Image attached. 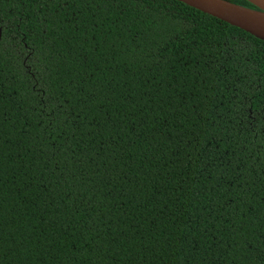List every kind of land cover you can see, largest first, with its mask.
<instances>
[{"label": "trees", "instance_id": "16d2710c", "mask_svg": "<svg viewBox=\"0 0 264 264\" xmlns=\"http://www.w3.org/2000/svg\"><path fill=\"white\" fill-rule=\"evenodd\" d=\"M0 26V264H264L262 39L179 0H0ZM34 61L75 109L54 133Z\"/></svg>", "mask_w": 264, "mask_h": 264}, {"label": "snow or ice", "instance_id": "6c2138e0", "mask_svg": "<svg viewBox=\"0 0 264 264\" xmlns=\"http://www.w3.org/2000/svg\"><path fill=\"white\" fill-rule=\"evenodd\" d=\"M65 3L68 0H64ZM3 39L0 40V45H2ZM20 56H24V50L19 51ZM25 60L23 63H26ZM22 63V66H23ZM38 64L37 76L38 79L35 81H26V83H31L33 89H35L32 100L34 101L37 110L39 111V120L41 123L46 121L45 130H50L51 132H56L58 129H63L70 121H74L72 113L75 111L73 107L65 106L63 100L56 94L53 84L51 83V73L50 67L40 64L39 61H34ZM2 84V81H0ZM247 92L239 91L236 95L235 108L236 112L233 117V124L237 130V137L239 133L245 129L247 121ZM81 103H86V101H81ZM259 119L264 120V113H261ZM75 126V125H73ZM231 129H226L230 131ZM210 139L215 140V135Z\"/></svg>", "mask_w": 264, "mask_h": 264}, {"label": "water", "instance_id": "95a60500", "mask_svg": "<svg viewBox=\"0 0 264 264\" xmlns=\"http://www.w3.org/2000/svg\"><path fill=\"white\" fill-rule=\"evenodd\" d=\"M192 7L218 17L232 25L238 26L264 41V21L260 17L247 18L240 9H248L252 12L264 13V0H247L256 8L239 4L230 0H179ZM3 35V27L0 26V39Z\"/></svg>", "mask_w": 264, "mask_h": 264}, {"label": "bare ground", "instance_id": "6f19581e", "mask_svg": "<svg viewBox=\"0 0 264 264\" xmlns=\"http://www.w3.org/2000/svg\"><path fill=\"white\" fill-rule=\"evenodd\" d=\"M240 12L247 18L260 17L264 21V13L252 12L248 9H240Z\"/></svg>", "mask_w": 264, "mask_h": 264}]
</instances>
